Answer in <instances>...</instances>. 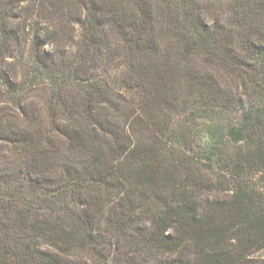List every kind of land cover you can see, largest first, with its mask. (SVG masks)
<instances>
[{
	"label": "trees",
	"instance_id": "trees-1",
	"mask_svg": "<svg viewBox=\"0 0 264 264\" xmlns=\"http://www.w3.org/2000/svg\"><path fill=\"white\" fill-rule=\"evenodd\" d=\"M0 264H264V0H0Z\"/></svg>",
	"mask_w": 264,
	"mask_h": 264
}]
</instances>
